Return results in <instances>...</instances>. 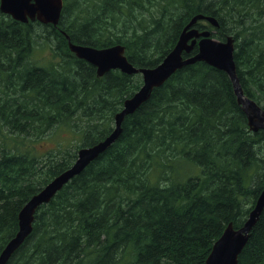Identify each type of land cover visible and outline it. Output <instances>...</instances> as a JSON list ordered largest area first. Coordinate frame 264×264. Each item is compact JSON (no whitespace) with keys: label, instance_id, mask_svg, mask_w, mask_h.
Wrapping results in <instances>:
<instances>
[{"label":"trees","instance_id":"16d2710c","mask_svg":"<svg viewBox=\"0 0 264 264\" xmlns=\"http://www.w3.org/2000/svg\"><path fill=\"white\" fill-rule=\"evenodd\" d=\"M198 14L219 27H196L235 40L240 84L264 109V0H64L58 27L0 10V254L19 232L25 204L81 148L113 132L115 115L142 86L140 74L100 77L68 38L97 49L122 45L135 67L155 68ZM122 129L37 210L7 264H206L229 224H245L264 190V129L251 131L225 71L205 61L185 66ZM46 139L58 144L38 150ZM238 264H264V211Z\"/></svg>","mask_w":264,"mask_h":264},{"label":"water","instance_id":"95a60500","mask_svg":"<svg viewBox=\"0 0 264 264\" xmlns=\"http://www.w3.org/2000/svg\"><path fill=\"white\" fill-rule=\"evenodd\" d=\"M64 7V0H0V10L12 19L29 23L38 21L41 24L58 22ZM206 21L211 26L219 27L218 20L213 16L195 15L183 29L173 51L155 68H137L125 56L122 45L97 49L92 46L76 44L69 39V49L78 58L98 67V75L104 76L112 70L132 75L140 74L142 86L132 97L125 100L122 110L115 115V128L104 141L78 152L77 161L55 177L35 194L23 207L19 214V233L7 244L0 254V264H7L12 255L21 247L32 232L37 210L48 203L72 179L80 175L93 159L104 152L108 145L114 143L122 132L126 116L134 114L143 103L149 100L153 90L162 86L175 72L198 61L225 71L237 86L235 96L238 104L245 112L248 126L253 132L264 129V109L253 99L247 97L238 85L236 63L234 61L235 40L229 37L225 42L211 38V33L199 31L195 26ZM198 50L192 54L195 47ZM193 57L183 59V55ZM264 211V190L258 197L254 210L249 214L245 224L235 229L232 224L225 229L222 236L215 242L207 258L206 264H238L239 255L246 246L250 233Z\"/></svg>","mask_w":264,"mask_h":264},{"label":"rangeland","instance_id":"374dc122","mask_svg":"<svg viewBox=\"0 0 264 264\" xmlns=\"http://www.w3.org/2000/svg\"><path fill=\"white\" fill-rule=\"evenodd\" d=\"M80 2H81V0H79ZM87 2H89V1H87ZM82 9H84L85 10V8H82ZM87 9H89L87 12L88 13H91V14H93L94 15V18H97V16L93 13V12H95L94 11V7L93 6H91V7H88ZM95 13H97V12H95ZM87 16H89L88 14H87ZM202 24H206V22L205 21H202ZM40 30H41V28H39ZM41 46V47H40ZM40 46H38L40 49H38V50H36L37 51V53L39 54L38 55V59H40L41 60V58L43 57V56H45V53H46V47L45 46H47V43H43V42H40ZM42 47H44V48H42ZM36 54V53H35ZM50 55V50L48 51V56ZM36 58V59H37ZM9 135H11V134H9ZM11 136H13V135H11ZM64 137H68V138H72V134H70V133H65L64 134ZM53 139H54V137H53ZM58 143L56 142V141H52V140H48V139H46L45 141H41L40 143H39V145H38V150H40L41 148L43 149V150H51L52 148H54L56 145H57Z\"/></svg>","mask_w":264,"mask_h":264},{"label":"bare ground","instance_id":"6f19581e","mask_svg":"<svg viewBox=\"0 0 264 264\" xmlns=\"http://www.w3.org/2000/svg\"><path fill=\"white\" fill-rule=\"evenodd\" d=\"M1 12H2V11H1ZM2 13H3V12H2ZM3 14H4V13H3ZM61 15H62V13H61ZM60 18H61V17H60ZM59 21H60V20H59ZM51 24H52V23H51ZM58 24H59V22H58ZM195 28H197L200 32H201V31H206V30H207V29H205V30H201V29H199V28L196 27V26H195ZM208 31L211 33V38L216 39V40H219V39L213 37L212 32H211L210 30H208ZM219 41L225 42L226 40H225V41H223V40H219ZM172 51H173V50H172ZM172 51H171V52H172ZM171 52H170V53H171ZM166 57H167V56H166ZM166 57H165V58H166ZM191 57H193V56L190 55V54H185V55H183V59H189V58H191ZM165 58H164V59H165ZM195 63H196V62H195ZM193 64H194V63H193ZM190 65H191V64H190ZM95 66H96V65H95ZM96 67H97V66H96ZM97 69H98V67H97ZM236 73H237V68H236ZM230 78H231V77H230ZM236 78H237V81H238V85L242 88V86H241V84H240V81H239V77H238L237 74H236ZM231 80H232V79H231ZM232 82H233V85H234V89H236L237 86L235 85V83H234L233 80H232ZM242 89H243V88H242ZM122 131H123V129H122ZM121 134H122V132H121ZM121 134H120V135H121ZM110 135H111V134H110ZM119 137H120V136H119ZM105 139H106V138H105ZM105 139H104V140H105ZM104 140H102V141H104ZM117 140H118V139H117ZM117 140H116V141H117ZM102 141H100V142H102ZM116 141H115V142H116ZM100 142H99V143H100ZM115 142H114V143H115ZM114 143H111L110 145H108L107 149H108L109 147H111ZM97 144H98V143H97ZM95 145H96V144H95ZM93 146H94V145H93ZM89 147H92V146H89ZM89 147H83V148H89ZM83 148H81V149H83ZM81 149H80V150H81ZM107 149H106V150H107ZM80 150H79V151H80ZM106 150H105V151H106ZM79 151H78V152H79ZM105 151H104V152H105ZM104 152H102V153H104ZM102 153H101V154H102ZM101 154H100V155H101ZM100 155H97V156L93 159L92 162H94L96 159H98ZM77 159H78V158H77ZM76 161H77V160H76ZM76 161H75V162H76ZM92 162H91V163H92ZM91 163H90V164H91ZM90 164H89V165H90ZM89 165H88V166H89ZM88 166H87V167H88ZM87 167H86V168H87ZM86 168H85V169H86ZM253 210H254V209H253ZM32 231H33V229H32ZM18 233H19V232H18ZM18 233H17V234H18ZM31 233H32V232H31ZM31 233L29 234V236L31 235ZM29 236H28V237H29ZM28 237H27V238H28ZM27 238H26V239H27ZM26 239H25V241H26ZM25 241H24V242H25Z\"/></svg>","mask_w":264,"mask_h":264}]
</instances>
